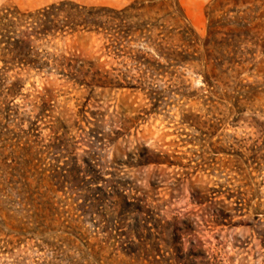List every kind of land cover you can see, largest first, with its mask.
<instances>
[{"label":"rangeland","instance_id":"obj_1","mask_svg":"<svg viewBox=\"0 0 264 264\" xmlns=\"http://www.w3.org/2000/svg\"><path fill=\"white\" fill-rule=\"evenodd\" d=\"M57 1L0 0V8ZM72 1L120 8L132 0ZM227 1L217 16L233 7ZM239 1L264 12V0ZM179 2L204 38L212 0ZM102 45L94 32L58 43L67 56L116 66ZM245 58L238 73L223 65L227 85L217 83L212 92L189 68L179 69L185 89L154 93L98 87L90 94L25 81L11 108L0 106V264H181L191 244L209 258L200 264H264V54ZM41 100L48 105L39 115ZM127 120L128 130L101 135ZM95 125L103 130L95 132ZM142 146L160 154V162L135 166L132 156ZM71 168L77 192L55 178ZM120 193L144 206L142 234L158 242L149 256L129 252L136 214L114 206Z\"/></svg>","mask_w":264,"mask_h":264},{"label":"trees","instance_id":"obj_2","mask_svg":"<svg viewBox=\"0 0 264 264\" xmlns=\"http://www.w3.org/2000/svg\"><path fill=\"white\" fill-rule=\"evenodd\" d=\"M222 2L212 0L209 5L204 38H200L187 23L179 0H132L120 8L86 6L72 0H60L32 10L13 5L1 7L0 106L11 108L10 102L30 79L34 86L39 79L83 88L90 94L98 87L148 88L154 93L157 89L166 91L171 87L185 89L187 86L179 69L189 68L202 75L207 89L217 83L227 85L223 81L227 78L223 65L228 64L232 72L238 73L236 67L248 61L243 59L245 53L259 51L264 54V12L258 11L260 6H250L248 1L229 0L225 4L231 2L233 7L217 16L215 12ZM85 32L100 34L104 52L112 55L116 66L96 67L91 61L67 56L59 48V41ZM248 42L254 47L242 48ZM208 92L212 91L209 89ZM47 105L41 100L39 115L44 113ZM128 122L101 135H106V139L109 133L118 135L128 130ZM94 128L95 132L103 130L101 125ZM132 157L135 166L160 162V154L146 146L137 148ZM55 178H64L72 191L79 184L74 168L68 170V174L58 173ZM77 191L78 188L74 192ZM129 196L130 193H120V201L114 203L116 208L128 205L136 214L130 232L131 235L134 232L136 240L130 241L129 252L137 258L149 256L157 249L158 242L149 240L147 235L150 233L142 234L147 229L142 217L144 206L137 197L128 200ZM93 203L90 201L84 206L92 207ZM177 239L176 249L182 254L181 237ZM192 245L183 252L184 261L177 262H208L207 255L201 250H193Z\"/></svg>","mask_w":264,"mask_h":264}]
</instances>
